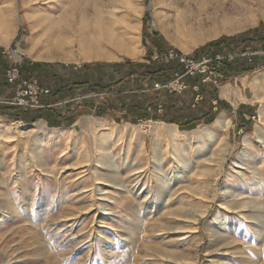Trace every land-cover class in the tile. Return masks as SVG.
Masks as SVG:
<instances>
[{
  "label": "rangeland",
  "instance_id": "rangeland-1",
  "mask_svg": "<svg viewBox=\"0 0 264 264\" xmlns=\"http://www.w3.org/2000/svg\"><path fill=\"white\" fill-rule=\"evenodd\" d=\"M261 24L264 0H0V76L16 62L50 64L38 79L52 88L53 74L87 62L146 61L144 28L192 59ZM92 52L115 57L87 58ZM193 61L188 73L208 69ZM262 72L220 86L233 111L217 115L228 118L219 131L217 117L181 130L90 113L67 127L0 115V264H264V82H253ZM11 85L0 101L13 98Z\"/></svg>",
  "mask_w": 264,
  "mask_h": 264
},
{
  "label": "trees",
  "instance_id": "trees-1",
  "mask_svg": "<svg viewBox=\"0 0 264 264\" xmlns=\"http://www.w3.org/2000/svg\"><path fill=\"white\" fill-rule=\"evenodd\" d=\"M144 42L148 47L146 61L128 58L120 62H87L77 70L69 68L63 74L55 73L51 79L54 82L51 96L40 100L44 106L25 108L0 103V115H13L27 123L45 119L50 126L67 127L81 115L90 113L117 123L159 120L176 124L181 130H193L213 124L220 112L231 108L219 96V88L227 78L252 75L257 69H264V24L197 48L191 60L202 61L208 57L209 64L205 72L194 74L188 73L186 63L179 58L153 57L155 50L160 52L163 48L181 56L158 31L149 32L144 28ZM217 52L222 56L217 58ZM249 53L252 54L247 56ZM46 67L51 65L34 62L31 66L22 63L19 69L22 76L38 77ZM215 71L220 75L216 78L218 84L206 81ZM176 80L186 85L180 92L169 87ZM40 83L47 87L41 80ZM10 87L5 78L0 88L7 93ZM10 93H14V88ZM198 95L201 99L197 101ZM17 108H25L30 116L15 111Z\"/></svg>",
  "mask_w": 264,
  "mask_h": 264
},
{
  "label": "built area",
  "instance_id": "built-area-1",
  "mask_svg": "<svg viewBox=\"0 0 264 264\" xmlns=\"http://www.w3.org/2000/svg\"><path fill=\"white\" fill-rule=\"evenodd\" d=\"M169 58H179L182 62L186 63L188 66H191L190 72L193 73V70L196 68L194 65V61L191 59H186L183 56H179L177 53L170 52ZM208 60L204 58V61L198 62L197 65H201L206 63ZM20 62H16L13 66H11L6 72V79L9 83H15L16 88L14 89L13 98H9L7 100H1L0 103L11 104L15 106H22L25 108L28 107H41L44 106L41 104V97L43 95L51 94V90L49 87L42 86L38 77L31 76L29 78H23L20 75L19 64ZM192 63V64H190ZM204 68L201 71H205ZM218 75H215V77ZM217 83V79L214 80ZM178 86L183 87L181 84ZM201 99V96L198 95L196 100ZM4 101V102H3ZM22 121V120H21Z\"/></svg>",
  "mask_w": 264,
  "mask_h": 264
},
{
  "label": "bare ground",
  "instance_id": "bare-ground-1",
  "mask_svg": "<svg viewBox=\"0 0 264 264\" xmlns=\"http://www.w3.org/2000/svg\"><path fill=\"white\" fill-rule=\"evenodd\" d=\"M65 18H67V17H65ZM65 18H62V19H65ZM106 18V17H105ZM69 19V18H68ZM69 20H67V22H68ZM83 23H84V21H83ZM84 26V25H83ZM127 26V25H126ZM85 28L86 27H84L83 29H84V32L86 31L85 30ZM87 29V28H86ZM93 31V30H92ZM104 31H105V29H104ZM103 31V32H104ZM108 31V30H107ZM64 32V31H63ZM66 32V31H65ZM82 32V31H81ZM87 33H88V31H86ZM87 33L86 34H84L85 36L87 35ZM99 34V33H98ZM88 35H90V34H88ZM104 36H105V34H104ZM118 36V35H117ZM73 37V36H72ZM92 37V36H91ZM97 37V36H96ZM107 37V36H106ZM106 37H105V39H106ZM90 38V37H89ZM118 38V37H117ZM93 39V38H92ZM92 39H90V41L92 40ZM98 39V38H97ZM96 40V39H95ZM108 41V40H107ZM92 43H93V41H91ZM95 43H97L98 45H99V40H98V42L97 41H94ZM109 42V41H108ZM90 43V42H89ZM88 43V44H89ZM89 44V46H91V45H93V44ZM88 44H86V45H88ZM100 44H102L101 42H100ZM95 45V44H94ZM88 47V46H87ZM94 48H96V47H94ZM86 48H84V50H85ZM88 51V50H87ZM108 51V50H107ZM125 51V50H124ZM63 52V51H62ZM138 52H140V51H138ZM58 53V52H57ZM99 52H97V53H95L94 55H93V52H92V55H86V57L87 58H109V57H115V55H108V56H106V55H103V54H98ZM109 54V53H108ZM29 56L30 57H32L33 59H52L53 57L52 56H46V57H44V56H42V55H35V54H33V53H29ZM122 57V56H121ZM83 58H85V57H83ZM119 59V58H118ZM253 82L255 83V84H257V83H260V82H264V72H262V73H260L259 75H257V77L255 78V79H253ZM225 88V87H224ZM254 98V97H253ZM262 100V99H261ZM262 114H264V102H262ZM158 123H163V121H158ZM228 124V118L225 116V115H223V114H220L218 117H217V119H216V121H215V123H214V126H213V128L215 129V131H219L222 127H224V126H226ZM250 143V139L248 138V139H246V144L248 145ZM239 168H241V169H243L244 170V167L243 166H238ZM252 167V166H251ZM254 170H252V172H254V173H257L256 172V170H255V168H253ZM240 170V169H239ZM242 170V171H243ZM246 171V170H245ZM142 172V171H141ZM248 174H249V172H248ZM243 180V179H242ZM235 198V200H241V198L242 197H234ZM238 207H239V209L241 210V213H240V216L242 217V216H246L247 215V213H245V211H247L248 210V208H249V206L247 205V203H246V201L245 200H242V201H239L238 202V204H236ZM107 214V213H106Z\"/></svg>",
  "mask_w": 264,
  "mask_h": 264
},
{
  "label": "crops",
  "instance_id": "crops-1",
  "mask_svg": "<svg viewBox=\"0 0 264 264\" xmlns=\"http://www.w3.org/2000/svg\"><path fill=\"white\" fill-rule=\"evenodd\" d=\"M4 55V57L6 56L5 54H4V50H2V48H0V57H2V55ZM8 66V65H7ZM6 69V68H5ZM3 80H5V77L3 78V77H1L0 76V87H1V85H2V82H3ZM7 92H9V90L7 91ZM44 98V97H43ZM227 100V99H226ZM228 101V100H227ZM229 102V101H228ZM242 104H243V107H244V105H246L245 106V109H251V107H249V104H247L246 102H241ZM229 104H231L230 102H229ZM232 105V104H231ZM239 108H240V106H239ZM29 110H32V108H30ZM230 112H232L233 111V108H230V109H228ZM235 111H236V109H234ZM15 111H18V112H22V113H25V108H17ZM26 114V116H30V115H28V113H25ZM239 117H240V119L241 120H244V116H246V113L243 115L242 114V112L239 110ZM247 114H248V112H247ZM247 118H249V116H247ZM39 120V119H38ZM76 122V121H75ZM246 124V123H245Z\"/></svg>",
  "mask_w": 264,
  "mask_h": 264
}]
</instances>
